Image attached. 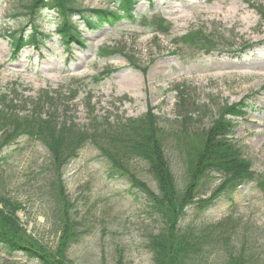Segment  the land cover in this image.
Here are the masks:
<instances>
[{
	"label": "rangeland",
	"instance_id": "1",
	"mask_svg": "<svg viewBox=\"0 0 264 264\" xmlns=\"http://www.w3.org/2000/svg\"><path fill=\"white\" fill-rule=\"evenodd\" d=\"M29 1L0 0V94L16 99L21 114L28 113L43 94L61 92L58 107L67 104L68 114L90 132L115 128L119 123L122 127L124 120L141 117L149 109L173 119L179 113V97L173 90L176 85L186 86L197 124L210 122L213 112L226 102L245 100L252 105L244 115L232 117L230 137L256 179L241 186L233 202L221 197L205 212L188 207L185 223L202 226L233 213L243 224L258 228L264 241V16L260 11L264 0H137L136 21L124 20L98 30L81 26L85 45L73 42L67 48L56 32V17L46 11L40 23L48 40L39 48L26 47L14 57L8 35L20 28L25 17L13 19L12 13L23 12L21 4ZM79 2L94 8L109 4L108 0ZM143 18L172 25L164 31H151L141 25ZM203 31L215 32L218 40L222 36L226 48L205 53L190 45L189 38ZM245 43L251 44L245 52L235 51ZM101 48L113 53L101 57ZM106 68L114 70L104 80L96 79ZM73 88L78 94L71 99ZM165 145L176 186L168 194H181L192 181L191 170L173 135ZM20 146L23 150L15 151L8 164L0 165L1 181L7 192L26 206L17 216L28 239L44 250L54 249L61 232L46 219L47 206L39 190L53 176L46 164V148L24 137ZM100 146L85 145L57 181L64 185L66 198L76 204L83 225L81 239L69 251L71 263L119 264L122 260L123 264H153L147 241L160 221L149 215L143 196L131 189V181L108 175L109 164L103 156L110 150L104 147L101 152ZM116 161H125L127 175H135L158 191L149 163L138 153L119 156ZM220 180L205 196L206 201L221 191ZM8 261L34 264L21 254L12 257L0 249V264Z\"/></svg>",
	"mask_w": 264,
	"mask_h": 264
},
{
	"label": "trees",
	"instance_id": "2",
	"mask_svg": "<svg viewBox=\"0 0 264 264\" xmlns=\"http://www.w3.org/2000/svg\"><path fill=\"white\" fill-rule=\"evenodd\" d=\"M108 2L105 8L84 7L79 0H30L21 4L23 12H13L12 18L23 16L25 21L18 30L8 35L14 57L26 46L39 48L41 43L48 40L49 36L43 33L40 23L46 11L56 17V32L66 46L73 42L85 45L81 26L98 30L124 20H137L134 16L137 0ZM260 11L264 16V9ZM143 19L141 25L151 31H164L165 27L172 25L167 23V26H163L162 22ZM222 38L218 40L215 32L203 31L189 39L190 45L211 53L226 48L224 45L227 43ZM250 46V43H245L235 51L241 54ZM101 49V56L108 57L113 53L108 48ZM113 70L106 68L96 79L104 80ZM173 90L179 97V113L173 119L161 117L149 109L141 117L124 120L122 127L119 123L117 127L101 132H90L80 126L74 116L68 114L67 104L58 107V102L62 100L61 92L43 94L33 102L32 109L26 114H21L16 99H11L6 93L0 94V165L8 164L15 151L23 150L20 146L22 137L38 141L46 148V164L53 171V176L39 190L47 206L46 219L52 220L51 226L61 232L58 246L54 249L44 250L29 240L17 216V211L26 206L7 192L1 181L3 175L0 174V249L12 257L21 254L34 264H72L69 251L81 239L83 225L77 216L76 204L70 197L66 198L64 185H59L57 181L69 163L79 157L80 150L88 143H94L101 144V152L105 151L104 147H109V153L103 156L109 164L108 175L131 181V189L143 196L149 215L156 216L160 221L158 230L152 232L147 241L153 264H264V241H261L258 228H252L245 222L243 224L241 218L233 213L202 226L185 223L188 207L205 212L221 197L233 202L239 188L256 179L239 145L230 137L234 127L232 117L244 115L252 105L245 100L233 104L226 102L213 112L210 122L201 125L193 122L194 114L189 108L193 104L186 86L176 85ZM77 94L78 90L73 88L71 99ZM170 135L176 138V145L187 158L192 174V181L184 192H173V195L168 194L172 187H175V191L176 186L165 145ZM136 153L149 163L148 168L159 183L157 192L138 181L135 175H127L125 161H116L119 156L128 158ZM219 180L221 191L213 193V197L206 201L205 196L212 193V187ZM261 186L264 189V184ZM2 264L21 263L8 261ZM119 264H123L122 260Z\"/></svg>",
	"mask_w": 264,
	"mask_h": 264
}]
</instances>
